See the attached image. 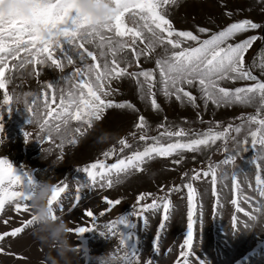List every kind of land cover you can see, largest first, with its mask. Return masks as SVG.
<instances>
[{
  "label": "snow or ice",
  "instance_id": "obj_1",
  "mask_svg": "<svg viewBox=\"0 0 264 264\" xmlns=\"http://www.w3.org/2000/svg\"><path fill=\"white\" fill-rule=\"evenodd\" d=\"M111 3L115 11V15L111 17V23L99 26L92 24L78 11L73 10L72 0H47L43 7L35 10L31 20H0V92L3 95L0 102V121L3 119V111L5 109L10 111L14 101V97L8 90L10 79L6 74L15 70L17 64H10V60H17L19 68L32 64L37 76L39 70L36 66L53 67L63 73L65 64L62 59L57 58V53L66 60L68 65H73L76 60H79L83 67H76L72 73L60 77L64 84L70 87H58L57 83L49 81L42 86L39 93L25 94V108L31 114L28 122L30 125L33 123L37 125L38 142L53 143V133H55L60 140V143L56 145L57 148L63 149L65 143L76 145L77 135H85L87 128H91L94 121H101L106 110L117 108L131 109L135 112L136 108L133 104L116 103L109 98L116 91L111 87L112 82L123 78L133 79L138 91L144 94L141 98L146 96L150 100L151 108L159 112L161 109L157 101V93L153 91L157 83L156 73L153 70L140 68L141 58L148 60L155 55L159 83L162 85L160 92L165 98L174 96L177 101L196 107L197 97L190 91H186L184 87V85L189 87L195 85L202 93L205 107L209 101L217 107L256 105V114L242 116L239 118L240 124L235 126L229 124L222 131H213L210 127L205 133L194 132L192 135L196 138L188 139L186 142L180 138L187 137L188 131L178 126L177 130L173 131L171 126H165L163 123L159 127L164 130L159 136H148L149 125L145 117L140 115L134 126L140 130L139 140L145 142L144 149L117 159L115 163L106 164L104 160L97 159L78 169L85 173L86 180L76 181L74 201L68 211L79 206L85 190H91L97 185L102 189H111L115 184L121 183L123 177L133 172L145 171L144 166L157 157L178 155L181 159L173 160L172 163L180 164L183 152H198L202 148L214 145L217 141H223L224 159L218 163H209L202 175L204 178L211 177L212 192L218 207L220 199L216 185L218 181L227 180L230 175L234 193L231 203L235 206L236 212H243L249 220H257L258 217L254 213L264 214V202L256 204L251 212L240 206L239 194L242 193V188L238 177L243 174L247 178V172H238L235 165L237 150H249L248 137L250 136V147L256 153L249 161L256 168L253 190L258 192L260 197H264V163H262L264 162V80L253 74L252 66H246L245 60V54L257 41L264 40V35H250L239 42L230 41H233L238 34L247 33L250 30H262L264 25L250 19H243L230 23L216 32H211L206 27H197L194 34L191 30L176 29L169 17V8L177 6L179 0H111ZM73 12H75L74 15ZM104 33L112 35L106 37ZM200 34H207V38L201 39ZM93 40L98 41L96 44V47L100 49L98 54L86 47V44H91ZM126 51H130L132 59L124 55ZM22 52L25 53L23 57H21ZM87 58H91L92 63H87ZM134 64L137 70L131 71ZM258 67L264 73V57L261 58ZM222 81H251L252 83L230 89L221 86ZM29 96L30 99H28ZM72 121L87 125V128L70 129L69 125ZM253 126H255L254 129ZM245 128L247 133L241 141L237 137ZM0 133H3L2 123H0ZM231 133L237 135L232 136ZM32 135L24 131L25 142H28ZM163 137L178 139L165 144L161 142ZM229 139L234 144L231 151L228 149ZM119 144L121 152L130 147L126 139H121ZM115 151L110 149L103 155L107 158L114 155ZM229 165L233 166L231 173L228 171ZM200 178L201 171H195L191 177L192 180ZM36 182L31 172L17 169L7 158H0V212L4 210L6 204H14L17 213L29 212L28 201ZM68 187V184L64 182L56 185L53 198L49 201L50 206H54V216L57 209L61 212L65 211L63 198L67 194ZM184 187L187 189L189 209L187 236L181 247H186L187 251H182L180 255L183 257V264H189L188 256L194 243L193 211L196 207L197 193L191 183ZM249 187H252L251 183ZM178 190L173 188L169 191ZM151 195V193L139 194L137 203ZM103 201L108 207L99 214L100 216L121 204L120 199L112 200L104 197ZM244 202L252 203L253 201L251 197H245ZM171 207L172 204L167 195L156 197L150 204H139V208L130 216H120L103 225L107 233L100 232V234L106 237L119 232V243L127 249L122 258L124 264H138L139 249L135 231L138 225L131 217L142 220L143 225L147 227L148 220L144 214L162 208V220L153 241V250L159 254L160 231L165 228V222L170 218ZM84 215L95 225L97 217L92 210H86ZM32 222V219H29L24 221L22 226L0 234V240L7 236L17 237L32 225ZM232 223L235 231L240 223L237 215L232 216ZM244 227L247 228L249 225L245 222ZM93 230H96L95 226H79L72 228V233L81 236ZM3 251L0 248V252ZM200 264H202L201 261Z\"/></svg>",
  "mask_w": 264,
  "mask_h": 264
},
{
  "label": "rangeland",
  "instance_id": "obj_2",
  "mask_svg": "<svg viewBox=\"0 0 264 264\" xmlns=\"http://www.w3.org/2000/svg\"><path fill=\"white\" fill-rule=\"evenodd\" d=\"M231 13V15H226ZM73 15L75 12L72 13ZM169 17L174 27L178 30H191L196 33L197 27H206L211 32H216L226 27L230 23L243 19H250L253 22L264 25V0H179L177 6L169 8ZM111 36V33H104ZM201 39L207 38V34H200ZM250 35H264L262 30H250L247 33L238 34L233 41L239 42ZM97 40H93L86 47L99 53L96 47ZM142 47V45H138ZM106 50V49H105ZM25 53H21L23 57ZM124 55L132 59L130 51ZM58 59H62L65 64L63 73L48 66H36L39 70L37 76L33 70V65L28 64L24 68H19L17 60H10V64H17V68L6 75L10 79L8 85L9 93L14 97L11 110L3 111V133H0V158H7L14 167L31 172L35 179H52L54 183L61 182L68 184V191L63 198L65 211L56 210V215L66 221L71 228L79 226L94 227L96 230L86 232L81 236L72 233L71 243L78 246L76 252L69 254L70 264H99L97 257L111 252L117 259L116 264H124L123 257L127 249L119 243V232L116 235L102 236L100 232L107 233L103 225L116 220L120 216H130L139 208V204H150L156 197H165L171 201L172 207L169 213V220L166 226L160 231L158 247L159 254L153 250V241L159 230L162 220L163 210L148 211L144 215L148 220L145 227L142 220L137 217L131 219L137 223L136 240L138 241L139 261L138 264H183L182 248L183 240L187 236V214L188 201L187 189L184 185L191 183L196 189L195 204L193 211L194 221V243L190 255L189 264H264V214L254 213L258 219L255 220L254 228H245L254 221L249 220L243 212L237 213L231 200L234 198L232 190V180L229 175L227 180L218 181L216 188L219 194L220 206L216 205V197L213 196L211 177L204 178L202 172L207 170L209 163H218L224 159V142L217 141L208 148H202L198 152H183V159L180 164H173V160L181 159L178 155L171 157H157L148 162L143 172H133L123 177L122 182L115 184L111 189L100 188L97 185L91 190H85L79 206L71 211L68 208L74 201L76 181L86 180V175L78 169L95 162L97 159L104 160L106 164L115 163L117 159L130 156L133 152L144 149L145 142L139 140L140 130L135 128L138 117L143 115L149 125L147 135L150 137L159 136L164 129L159 127L162 123L171 126V130L183 128L188 131V136L180 138L183 141L196 138L192 133H205L211 127L213 131H222L229 124L238 125L242 116L256 114L257 106L232 105L219 106L208 102L205 107L202 93L198 86L184 85L186 91L197 97L196 107L189 103H181L175 97L165 98L160 92L162 85L159 83V71L155 65V55L145 60L141 58L140 68L143 70H153L156 73L157 83L153 89L157 93V101L160 111L153 110L150 100L138 91L137 84L133 79L123 78L113 81L111 87L116 89L110 99L116 103L129 102L133 104L136 111L131 109L112 108L106 110L101 121H94L91 128L81 125L79 122H70L69 128H87L85 135H77V144L68 145L65 143L63 149L57 148L60 143L57 134L53 133V143L38 142L36 133L38 127L35 123L29 124L31 115L25 108V94L39 93L46 82L57 83L58 87H70L65 85L60 79L62 75H68L76 67H83V64L76 60L73 65H68L59 53ZM264 57V40L257 41L245 54L246 66H252L251 70L259 79L264 80V73L258 67L261 58ZM75 59V57H74ZM87 63H92L91 58H87ZM255 62V66L254 65ZM102 63V61H101ZM123 66V65H121ZM137 70L135 64L130 69ZM94 79V77H93ZM143 79V78H141ZM221 86L234 89L243 87L251 81H222ZM59 96V93H57ZM31 97L29 96L28 99ZM3 95L0 92V102ZM255 126H253L254 129ZM24 131L33 135L29 141L25 142ZM135 133V135H133ZM247 133V128L243 130L238 139L243 141ZM236 136V133H231ZM126 139L130 147L120 151L119 141ZM176 137L161 138L162 143L175 142ZM249 150H237L236 165L237 171L247 172V178L241 174L238 179L241 184L240 206L251 212L256 204L264 202V197H260L254 191L256 168L249 161L256 155L255 150L250 147L251 137H248ZM152 143V141H148ZM234 144L231 139L228 141V149L231 151ZM42 149H49L50 154H43ZM110 149H115V154L105 157L103 153ZM53 161L60 166L55 167ZM264 163V162H262ZM223 167V166H222ZM231 173V165L227 166ZM195 171H201V178L192 180ZM252 187H249V184ZM178 188V191H169ZM141 193H151L144 201L137 203V196ZM112 200L120 199L121 204L112 211L100 216L102 211L107 209V204L103 198ZM251 197L252 203H245L244 198ZM92 210L96 214L95 225L84 213ZM237 215L240 221L234 231L232 216ZM31 219V212L17 213L14 204H6L0 212V234L10 232L16 227L22 226L24 221ZM7 221V223H5ZM125 231H127L125 229ZM32 225L17 237L7 236L0 240V264H41L49 256L64 264L56 251L47 246H42L32 234ZM22 257V258H19ZM51 264V261H48Z\"/></svg>",
  "mask_w": 264,
  "mask_h": 264
},
{
  "label": "clouds",
  "instance_id": "obj_3",
  "mask_svg": "<svg viewBox=\"0 0 264 264\" xmlns=\"http://www.w3.org/2000/svg\"><path fill=\"white\" fill-rule=\"evenodd\" d=\"M47 0H0V20L10 19L31 20L38 7H43ZM72 8L78 11L82 17L87 18L94 25L111 23V17L115 15L111 0H72ZM43 154H50L49 149H42ZM55 167L60 165L53 161ZM56 183L52 179H39L33 186L28 201L31 212L33 236L42 246H47L56 251L64 264H70L69 254L76 252L79 247L71 243L72 228L60 216H54V206L49 201L53 198ZM256 226L255 221L249 228ZM99 264H116V257L111 253H104L97 257ZM59 264V261L49 256L42 260L41 264Z\"/></svg>",
  "mask_w": 264,
  "mask_h": 264
}]
</instances>
